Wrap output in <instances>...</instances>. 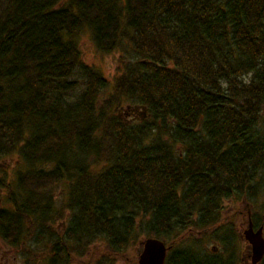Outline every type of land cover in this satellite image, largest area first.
I'll return each instance as SVG.
<instances>
[{"label": "trees", "instance_id": "16d2710c", "mask_svg": "<svg viewBox=\"0 0 264 264\" xmlns=\"http://www.w3.org/2000/svg\"><path fill=\"white\" fill-rule=\"evenodd\" d=\"M83 33L131 53L112 84ZM12 155L0 237L14 248L42 240L57 264L155 236L172 245L165 264H237L235 249L183 243L212 230L232 250L226 199L264 225V0H0V160Z\"/></svg>", "mask_w": 264, "mask_h": 264}, {"label": "rangeland", "instance_id": "374dc122", "mask_svg": "<svg viewBox=\"0 0 264 264\" xmlns=\"http://www.w3.org/2000/svg\"><path fill=\"white\" fill-rule=\"evenodd\" d=\"M80 48L85 62L102 69L110 84H112L116 77L122 73L124 69L123 61L131 57V53H124L122 51H115L111 53H102L98 51L89 33L82 34L80 38ZM127 105L129 104L124 103L120 109L126 107ZM138 115L139 113H136V116ZM137 119L138 118H136V120ZM0 163L5 165L12 177L15 176L14 170L18 166L16 163V155L5 157V159L1 158ZM5 193L6 189L0 187V201L4 199ZM58 193L59 192L57 191L55 194V203L57 207L62 205L61 203L65 198L63 194ZM224 207V219L226 223L228 222L231 225L232 230H236L237 233L230 239L231 243H228L229 247H232L231 251L228 247H225L224 241L220 238V236H216L212 230H208L206 232L200 231L186 237L183 246L187 249L192 248L193 251L199 255L214 254L218 257L229 256L235 249L237 264H252L251 257L249 255V244L243 237L241 238V236H239V233L242 234L244 229L247 227V210L250 208L252 213V207L246 200L236 198L226 199L224 201ZM66 223L67 221H65V218H59L52 223V226L59 233H61L66 228ZM27 244V249L22 248L21 246L17 249L6 243L0 237V261L3 262V264L52 263L48 259L50 253L48 252L44 241L38 240L37 243V241L34 240L31 245H29L28 241ZM137 248L138 243L132 245L124 254L117 255L112 253L102 240H98L91 244V247L83 250L81 253H73L72 257L68 261L60 260L57 264H139L137 258ZM24 249H26L25 252H23Z\"/></svg>", "mask_w": 264, "mask_h": 264}, {"label": "water", "instance_id": "95a60500", "mask_svg": "<svg viewBox=\"0 0 264 264\" xmlns=\"http://www.w3.org/2000/svg\"><path fill=\"white\" fill-rule=\"evenodd\" d=\"M126 115L139 113L141 117L147 115L144 106L128 105L123 110ZM247 227L242 233V237L248 242L250 247V257L252 264H260L264 257V225L255 227L252 220L251 209L247 210ZM172 245L167 244L165 239L155 236L144 237L137 248V258L139 264H165L168 252Z\"/></svg>", "mask_w": 264, "mask_h": 264}, {"label": "flooded vegetation", "instance_id": "af4514ba", "mask_svg": "<svg viewBox=\"0 0 264 264\" xmlns=\"http://www.w3.org/2000/svg\"><path fill=\"white\" fill-rule=\"evenodd\" d=\"M130 116H131V118H134V117H136V114L135 113H131Z\"/></svg>", "mask_w": 264, "mask_h": 264}]
</instances>
